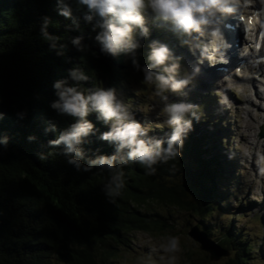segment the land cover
Masks as SVG:
<instances>
[{"label":"trees","instance_id":"obj_1","mask_svg":"<svg viewBox=\"0 0 264 264\" xmlns=\"http://www.w3.org/2000/svg\"><path fill=\"white\" fill-rule=\"evenodd\" d=\"M76 14L79 28L59 14L57 0H0V112L6 113L0 120V137L11 138L7 147L0 145V264H106L115 255L110 247L128 245L133 231L171 235L174 217L156 211L155 204L205 215L213 211L215 198H227L220 185L229 178L219 173L227 161L212 143L216 134H189L182 155L157 165L154 176L139 164L127 165L125 188L115 203L103 192L106 169L78 170L62 154L63 146L49 145L72 122L51 108L58 99L56 81L79 65L90 77L83 82L87 87L121 88L126 94V68L133 64L131 54L101 52L97 33L83 20V11L77 8ZM46 16L53 21L49 32L63 38L62 55L41 38ZM73 36L84 37L83 52L71 44ZM24 109L28 116L19 119L17 112ZM89 119L98 132L81 145L84 164L89 157L115 152L113 144L99 139L109 126L96 114ZM51 123L57 130L48 132ZM30 136L36 139L30 141ZM39 154L46 159L40 160ZM185 183L195 187L194 203L184 199ZM201 222L198 226L211 238L218 230L213 239L232 253L228 261L212 264H248L254 258L257 241L252 232L230 225L215 231L206 218ZM193 254L194 250L186 252L185 264H196Z\"/></svg>","mask_w":264,"mask_h":264},{"label":"clouds","instance_id":"obj_2","mask_svg":"<svg viewBox=\"0 0 264 264\" xmlns=\"http://www.w3.org/2000/svg\"><path fill=\"white\" fill-rule=\"evenodd\" d=\"M77 8L83 11V20L97 33L95 39L101 52L113 56L121 53L133 56L136 69L143 72L142 83L149 86L152 95L163 102V108L156 117L158 121L161 117L163 119L157 126L170 129L164 136L153 135V126L137 119L132 104L119 99L114 87H87L83 82L90 77L79 65L70 68L65 79L54 83L58 99L51 103V108L62 116L71 117L72 122L60 130L49 145L53 148L63 146L62 154L78 170L106 169L103 192L109 202L115 203L125 188L124 169L127 165L139 164L147 175H156L157 165L167 164L182 155L185 139L195 130L194 121L206 118L201 105L187 99L170 101L168 95L180 93L186 97L188 93L185 89L194 83L201 68L197 66L190 70L182 66V57L176 56L171 47L160 40L150 43L149 63L141 66L135 56L142 45L135 34L150 36V22H155L158 27L170 24V30L177 35L196 39L193 51H199V64L207 61L213 65L221 50L230 47L221 30L222 18L237 11V7L231 0H57L59 14L79 28ZM52 24L51 17L43 18L41 38L50 43L51 49L58 50V55H62L59 41L63 38L49 32ZM83 41V36L70 38L71 44L81 52L86 48ZM183 43L191 44V41L185 39ZM91 114H96L98 120L109 126L99 139L113 144L115 152L89 157L84 164L86 153L81 145L86 138L98 132L95 123L89 119ZM5 116L6 113L0 112V120ZM17 116L26 119L27 109L18 111ZM56 130L55 123L46 129L48 132ZM10 139L5 134L0 137V145L7 147ZM28 139L34 141L36 137ZM39 159L45 160L46 157L39 154ZM162 240L159 247L152 248L146 257H138L137 264H176V254L181 248L180 238L168 235Z\"/></svg>","mask_w":264,"mask_h":264},{"label":"rangeland","instance_id":"obj_3","mask_svg":"<svg viewBox=\"0 0 264 264\" xmlns=\"http://www.w3.org/2000/svg\"><path fill=\"white\" fill-rule=\"evenodd\" d=\"M149 26L150 36L136 38L142 45L135 56L139 64L144 66L149 63L147 59L149 45L153 40H160L167 43L176 56L182 57L180 61L182 66L193 70V61L189 60L190 52L194 49L192 37L184 36V40H190L191 44L183 43L182 39L179 43L176 33L170 30V24L158 27L155 22H150ZM129 58L133 61L132 55ZM126 70V78L123 82L126 94H123L122 89L119 88L116 90L118 98L132 104L137 119L153 126V134L170 132V129L157 126L163 119V117L159 121L156 119L163 108V102L152 95V89L149 86L142 83L143 72L138 71L134 64ZM253 73L258 76L255 86L252 81L245 83L244 79L231 76L225 78L227 81L223 85L211 83L197 75L194 83L185 89L188 93L186 97L180 93H168L170 101L187 99L191 103L202 106L206 118L200 122L194 121L195 130L190 134L198 136L209 132L214 136L217 135L212 143L217 144L221 156L227 161L226 167L219 169V173L223 174L225 179L229 178L220 185V190L227 198L222 201L215 198L212 202L213 211L210 214L196 215L166 204L153 206L161 214L174 217L175 226L170 232L171 235L178 236L181 242L180 251L176 254L178 256L176 264H185L184 259L188 250H194L196 264L224 263L232 257L231 253L228 257L212 261L206 252L200 249L199 243L188 235V230L193 225H203L201 221L204 218L209 221L208 226L210 225L215 231L218 227L227 228L230 225L243 228L244 233L252 232L250 236L257 242L252 253L254 258H251L248 264H264V136H260L261 129L264 128V99L254 93L257 90L264 95V73L261 75ZM105 85L107 86V83ZM244 88L248 91L246 92ZM252 103L253 112L262 114V118L259 114L260 119L256 121L250 120V115L247 113ZM191 186L185 183L189 191L195 188ZM217 233L218 230L213 234V238L217 239ZM129 236L128 245L115 244L114 247H110L115 255L110 257L106 264H137L138 257H146L148 252L152 248H158L163 242L162 238L168 235L133 231Z\"/></svg>","mask_w":264,"mask_h":264},{"label":"bare ground","instance_id":"obj_4","mask_svg":"<svg viewBox=\"0 0 264 264\" xmlns=\"http://www.w3.org/2000/svg\"><path fill=\"white\" fill-rule=\"evenodd\" d=\"M199 55L200 54H199V51L198 50H196L195 53H194L193 50H191V52H190V58H189L190 61H193V63H192V69L193 70L197 66H199L201 69L203 68V65L206 66V67L204 66V68L200 71V73L198 74V77H200L201 79L208 80L211 83L215 82L217 84L220 83V84H223L224 85L225 84V80H226L225 78H228L229 75H231V74H227L226 72L219 71L217 69V67L219 65H221V64L224 63V60L223 59H220V55L221 54L218 56L217 61L214 63V65H210L207 61H205V63H203V64H199L198 63V61H199ZM218 59H220V61ZM260 70H262V68ZM260 70H258V71H260ZM201 72H203V73H201ZM250 72H252V71H250ZM262 73H263V71H262ZM250 74H252V75L244 76V78H246V77L247 78H250V81L253 82V86H255V81L257 80V77L255 75H253V73H250ZM244 89H245L246 92L248 91V89H246V88H244ZM254 93H256V95H258L262 99H264V95H263V93L261 91H258L257 92V90H256V92H254ZM248 100H249V98H248ZM251 105H253V103L250 104V106L247 109V113L250 115V120H253L254 119L256 121V120L262 118V114L261 113H258L257 114V113H254L253 112V108L251 107ZM259 114H260V118H259Z\"/></svg>","mask_w":264,"mask_h":264},{"label":"water","instance_id":"obj_5","mask_svg":"<svg viewBox=\"0 0 264 264\" xmlns=\"http://www.w3.org/2000/svg\"><path fill=\"white\" fill-rule=\"evenodd\" d=\"M260 136H264V131L260 133ZM183 190L184 199L189 203H194L196 201L194 191H189L187 187H184ZM185 210L198 215V213L192 211L191 209ZM188 235L199 243L200 249L206 252L210 260L218 261L223 257L230 256V251L228 249L223 248L221 245H219L213 238H211L206 233L205 230L200 229L198 225H193L188 230Z\"/></svg>","mask_w":264,"mask_h":264}]
</instances>
